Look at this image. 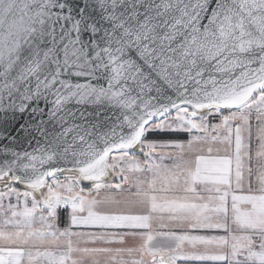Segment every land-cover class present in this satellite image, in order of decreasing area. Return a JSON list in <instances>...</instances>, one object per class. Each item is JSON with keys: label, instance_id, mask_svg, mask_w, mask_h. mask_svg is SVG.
I'll return each mask as SVG.
<instances>
[{"label": "snow or ice", "instance_id": "obj_1", "mask_svg": "<svg viewBox=\"0 0 264 264\" xmlns=\"http://www.w3.org/2000/svg\"><path fill=\"white\" fill-rule=\"evenodd\" d=\"M0 181V264H264V0H0Z\"/></svg>", "mask_w": 264, "mask_h": 264}, {"label": "water", "instance_id": "obj_2", "mask_svg": "<svg viewBox=\"0 0 264 264\" xmlns=\"http://www.w3.org/2000/svg\"><path fill=\"white\" fill-rule=\"evenodd\" d=\"M3 185V181H0V186H2Z\"/></svg>", "mask_w": 264, "mask_h": 264}, {"label": "rangeland", "instance_id": "obj_3", "mask_svg": "<svg viewBox=\"0 0 264 264\" xmlns=\"http://www.w3.org/2000/svg\"><path fill=\"white\" fill-rule=\"evenodd\" d=\"M63 226V225H62Z\"/></svg>", "mask_w": 264, "mask_h": 264}]
</instances>
